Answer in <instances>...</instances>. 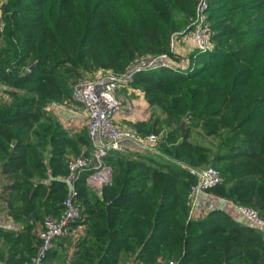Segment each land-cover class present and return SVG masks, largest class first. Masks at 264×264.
I'll return each instance as SVG.
<instances>
[{"label": "trees", "instance_id": "1", "mask_svg": "<svg viewBox=\"0 0 264 264\" xmlns=\"http://www.w3.org/2000/svg\"><path fill=\"white\" fill-rule=\"evenodd\" d=\"M208 2L214 48L195 49L184 68L140 72L129 82L154 109L130 128L157 135L161 154L112 153V180L101 193L86 175L78 179L77 233L56 240L44 264H264V231L233 210L192 215L197 178L183 164L216 167L223 181L207 192L264 217V0ZM199 4L0 2V202L21 224L0 228L1 261L31 263L41 245L38 225L64 212L70 160L89 153L87 127L65 128L51 105L74 102L75 86L98 71L180 54L171 51L173 34L192 28ZM198 129L215 142L193 140Z\"/></svg>", "mask_w": 264, "mask_h": 264}, {"label": "built area", "instance_id": "2", "mask_svg": "<svg viewBox=\"0 0 264 264\" xmlns=\"http://www.w3.org/2000/svg\"><path fill=\"white\" fill-rule=\"evenodd\" d=\"M208 0H200L197 15L192 23V28L185 32L173 34L171 51L178 53L176 44L180 41L191 40L200 52L211 51L214 44L211 40L213 31L210 29L208 21ZM188 63L187 59L180 61L171 55L164 53L151 56L133 63L125 71L116 72L112 70H102L96 72L92 77L81 81L75 86L72 98L75 103L84 106L87 113L86 127L91 139V145L87 148L89 153L83 157L72 158L69 163L70 174L66 177L69 193L64 200V212L60 217H47L44 222L37 227V233L41 239V245L37 255L30 264H44L48 252L53 247L56 240L68 235L76 234L72 224L82 217L79 203L76 201L77 188L76 181L86 175L87 184L93 190L101 193L105 185L111 182L113 168L106 161V157L114 152H125L127 146L124 141H132L139 146L141 151H151L161 154L158 148L159 137L152 134L146 138L140 136L132 128L120 127L115 116L124 109V100L119 95V88L129 84L134 76L140 72L168 67L174 69L184 68ZM4 90L0 83V95ZM189 173L197 178V184L191 187L190 199L194 203L196 198L207 190L222 183L223 176L219 169L209 165L204 168L190 167L183 164ZM239 211L244 215L249 223L264 231V217L254 208L238 206ZM81 229L82 226H78ZM71 257L68 258V261ZM0 264H5L0 260ZM167 264H176L170 261Z\"/></svg>", "mask_w": 264, "mask_h": 264}, {"label": "crops", "instance_id": "3", "mask_svg": "<svg viewBox=\"0 0 264 264\" xmlns=\"http://www.w3.org/2000/svg\"><path fill=\"white\" fill-rule=\"evenodd\" d=\"M118 92L125 103L124 109L115 116V121L120 127L127 128L138 121L149 120L153 116L154 109L147 102L142 90L127 84L119 88ZM50 109L52 115L59 120L65 128L71 130L86 128L87 113L83 105L75 102H68L65 104L51 105ZM124 145L127 146L125 152H140L139 146L132 141H124ZM213 208L233 210L238 218L249 223L248 219L241 214L235 203L228 199L215 196L207 191L202 192L194 201L192 215L198 218L204 217ZM2 209L0 202V228L4 230H20L21 224L7 217L5 215L6 212H2ZM2 246L3 241L0 239V249Z\"/></svg>", "mask_w": 264, "mask_h": 264}, {"label": "rangeland", "instance_id": "4", "mask_svg": "<svg viewBox=\"0 0 264 264\" xmlns=\"http://www.w3.org/2000/svg\"><path fill=\"white\" fill-rule=\"evenodd\" d=\"M1 1L2 0H0V2ZM176 49H179L178 51L180 54H177L176 56L174 55V58L182 61V60H186L190 56V54L196 49V45L194 43H192L191 40L180 41L176 44ZM192 139L197 140L200 143H203L205 145H212L215 142V139L204 136L202 134V131H200L199 129L194 134ZM57 264H59V263H57Z\"/></svg>", "mask_w": 264, "mask_h": 264}, {"label": "water", "instance_id": "5", "mask_svg": "<svg viewBox=\"0 0 264 264\" xmlns=\"http://www.w3.org/2000/svg\"><path fill=\"white\" fill-rule=\"evenodd\" d=\"M186 123H187V121L184 118V119H182L181 124H180L181 134L183 137L186 135Z\"/></svg>", "mask_w": 264, "mask_h": 264}]
</instances>
